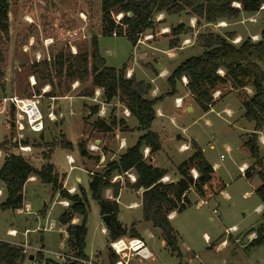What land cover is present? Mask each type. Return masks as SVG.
<instances>
[{
  "label": "rangeland",
  "instance_id": "374dc122",
  "mask_svg": "<svg viewBox=\"0 0 264 264\" xmlns=\"http://www.w3.org/2000/svg\"><path fill=\"white\" fill-rule=\"evenodd\" d=\"M8 3V36L1 44L5 51V78L4 88L0 85V98L14 94L19 97H38L45 129L40 133L24 132L29 145L33 144L30 151L24 153L16 146H9V140H13L17 132L14 127H2L3 112L0 113V143L8 141L12 152L21 154L36 168H40L50 158V163L57 168L58 172L55 168L54 170L58 180L66 174V190L74 186L76 191L72 193L79 194L80 187L85 191L88 204L84 249L86 256L95 263L110 264L107 260L111 250L106 225L88 188L90 173L102 171L110 162V156H105V160L99 163L101 146L98 147L94 140L101 139L103 142L107 139L105 145H109L114 131L123 129L127 122L121 118L124 117L125 110L117 97L109 106L105 105L101 89L96 95L94 89L92 96L79 97L91 90L90 77L84 81H71L65 76L59 79L56 77L59 68L54 63L60 54L63 59H69L75 53L88 54L92 38L95 37L99 54L107 67L119 69L125 65L126 77L134 75L137 80L149 83L151 89L152 86L158 89L157 96L160 98L155 105L151 131L159 135L161 142V149L154 154V164L166 170L170 178L165 181L178 178L177 166L192 154L193 142L197 143L205 160L214 170L211 184L216 187L209 185L203 196L190 190L186 195L185 207L170 217L182 257L171 253L162 240L161 232L143 220L140 204L142 191H136L127 185L132 183L127 174L121 175L117 180L112 177L111 181H119L121 185L116 199L121 225L126 230L133 226L157 264H264V204L255 192L261 184L259 173L264 172V124L257 138L262 157L261 167H255L254 160L244 145V140L254 132L255 123L243 116L242 100L249 97L252 90L247 86L243 90L228 91L229 85H218V90L213 95L215 100L222 93L228 91V94L216 101L209 111L204 112L191 97L185 98L188 89L183 86V78L174 81V94H170L172 85L168 82L169 75L181 62L203 52L197 41L198 33L216 32L226 35L233 32L236 34L232 39L235 44L246 37L251 41H258L260 31L264 28V4L252 15L240 13L232 20L223 19L211 24L199 23L185 13H160L153 16L151 27L139 34L136 44L132 46L124 35L117 32L115 36L102 33L100 0H9ZM121 16V13L116 14L115 19L118 20ZM180 22L183 24V32L177 36L178 46L169 49V41L176 39L171 35V28ZM219 23L223 25L219 26ZM163 31L165 34H161ZM184 38L189 39L185 45ZM42 61L47 63L45 74L42 73L43 66L39 64ZM65 68L64 65L62 72ZM46 74L49 75L46 79L50 78L51 84L42 80ZM51 91L55 96L48 97L45 93ZM152 95L150 90L148 96L152 98ZM175 96H181L186 101L183 100L179 106L175 102ZM48 103L55 107L57 115L62 114L60 117L56 115L58 118L54 123L55 127L47 117L49 111L54 112L53 108L46 110ZM95 106L97 111L90 115ZM101 106L106 109L105 112L102 111V116ZM126 116L130 126H137V120L129 112ZM101 117L111 127L110 132L102 131L99 134L100 132L93 130L94 122ZM61 130L72 145L70 150L56 147L61 139H65ZM81 132L83 136L80 137ZM137 135L138 133L129 134L127 144L132 146ZM82 139L89 143L86 146L89 153L95 156L99 154L96 160L87 161V157L79 154L77 143ZM44 140L48 144L54 143L50 146L51 149ZM185 144L188 150L182 148ZM106 146H103L104 149ZM53 147L55 148L51 153ZM67 153L74 159L75 167L71 170ZM3 157L2 153L0 163ZM145 157L148 158L149 154ZM81 161L88 172L80 165ZM240 167L245 168L244 172L252 170V176H244ZM194 172V168L189 169L191 176ZM76 177L80 180L76 181ZM61 183L63 185V181ZM102 195L106 199H112L111 189L104 190ZM4 199V184L0 181V241L43 246L46 252L39 264H44L48 259L60 263L51 254L53 252L71 253L66 242L65 227L58 222L60 214L69 207V202L64 204L58 192H53L52 185L42 183L35 177L28 179L23 186V202L19 209L1 208ZM202 200H206L207 204L200 203ZM213 209L217 210L216 214L212 213ZM76 218L78 221L75 223ZM80 220V216L75 215L71 223L78 224ZM10 229L15 231L14 235L8 233ZM257 233L262 234L261 241L251 244ZM126 237L133 235L127 233ZM152 260L139 261L133 258L130 264H152ZM19 264H26V259Z\"/></svg>",
  "mask_w": 264,
  "mask_h": 264
},
{
  "label": "trees",
  "instance_id": "16d2710c",
  "mask_svg": "<svg viewBox=\"0 0 264 264\" xmlns=\"http://www.w3.org/2000/svg\"><path fill=\"white\" fill-rule=\"evenodd\" d=\"M8 1L0 0V85L2 89L5 78L3 67L5 51L1 44L8 36ZM233 3H238L240 8L234 7ZM262 4H264V0H100L103 14L102 33L111 35L112 32H117L119 35H124L134 46L137 36L149 29L153 16L160 13L166 15L185 13L194 17L199 23L211 24L223 21V19L232 20L240 13L252 15L259 11ZM119 13L122 16L116 20L115 15ZM170 32L176 38L169 41V49H172L178 46L177 36L183 32L182 22L171 28ZM234 36L233 32L218 36L216 32L198 33L197 41L203 48V52L181 62L171 72L168 77V82L172 85L170 94H174V81L185 78L187 79L185 86L188 91L197 105L206 112L215 102L213 94L218 90V85H229L236 91L243 90L248 86L252 90V94L242 100L243 116L247 120L253 121L255 126L254 132L247 137L244 145L248 148L255 167H261L262 157L259 154L257 138L258 132L264 124V28L260 31L259 40L255 42L246 37L239 44H235L232 42ZM55 59L54 64H57L59 68L57 78L61 79L62 76H65L71 81H84L90 77L91 90L82 93L81 96H92L94 89L100 88L105 103H110L117 97L119 102L128 109L130 115L137 120L136 129L141 132L136 142L127 147L118 159L108 162L102 171L90 176L88 183L90 195L97 202L100 215L110 216V224L106 226L109 242L125 237L127 233H131L133 238H139L133 226L126 230L121 225L118 218L119 206L116 201L121 185L119 181L111 182L114 176L132 173L135 176V181L127 183V185L136 191L139 188L143 189L140 193L143 220L161 232L165 245L171 253H176L179 257L177 237L170 224L169 216L172 212H180L185 207L186 195L190 189L203 195V187L211 180L212 166L205 160L198 145L193 142L194 151L177 166L179 173L177 180L163 181L167 175L166 170L154 166L150 161V156L145 157L143 152L145 148H148L149 155H152L161 149L158 134L151 131V124L155 118V103L160 97L150 98L148 96L151 90L149 83L137 80L134 76L126 77L125 65L119 69L107 67L99 54L97 38H92L91 51L88 54L75 53L69 56V59H63V55L60 54ZM39 64L43 66L42 73L45 74L47 63L42 61ZM64 65L66 68L62 72ZM218 71H222L223 74H219ZM47 77L49 75H43L42 80L51 84V79H46ZM45 94L48 97L55 96L52 91ZM0 110L4 112L2 127L13 128L14 107L11 104L5 105L0 98ZM96 111L97 107L95 106L91 114ZM94 126L102 131L111 130V127L100 119L94 122ZM26 139L22 141L23 144H29ZM9 141V146L17 147L12 139ZM7 142L0 143V150L4 154L0 163V181L4 184L5 189V199L1 208L15 210L22 207L23 186L30 177L52 185L53 192H58L63 201L69 202V207L58 218L59 224L65 227L67 246L75 256L87 259L84 251L88 213L85 191L80 188L79 194L68 192L61 183L63 177L58 180L57 172L50 162L36 168L21 154L12 152ZM53 144V142L46 143L48 147ZM58 145L67 150L72 147L71 143L65 139H61ZM77 148L82 157L88 156L85 141H79ZM190 168L196 170L198 174L196 179H193L189 174ZM259 174L261 184L255 189V192L264 204V172ZM244 175L250 177V169L245 170ZM106 189H111L112 199H106L102 195ZM75 215H79L81 218L78 224L71 223ZM261 239L262 234L257 233L250 243H258ZM23 259L18 247L0 241V264H19ZM42 259L43 255H38L39 263ZM115 259V254L111 252L108 262L113 264ZM44 264L81 263H58L48 259Z\"/></svg>",
  "mask_w": 264,
  "mask_h": 264
},
{
  "label": "built area",
  "instance_id": "2783aa9c",
  "mask_svg": "<svg viewBox=\"0 0 264 264\" xmlns=\"http://www.w3.org/2000/svg\"><path fill=\"white\" fill-rule=\"evenodd\" d=\"M233 6L240 8L238 3H233ZM221 24V23H220ZM218 24L219 26H222ZM111 35L115 36L116 32H112ZM188 40H183V44H187ZM219 74H223L222 71H218ZM129 76V75H128ZM184 82L185 78H183ZM214 95V94H213ZM214 98V97H213ZM2 102L6 104H11L14 107V128L17 132L16 137L13 138L12 142H15L17 148L26 153L30 151V145L23 144L22 141L26 139L25 131L29 133H40L44 130V115L39 108V100L36 96L31 97H19L17 95H10L2 98ZM176 104L181 106V98L175 99ZM51 106V104H50ZM51 108V107H50ZM47 117L50 121H55L56 117L52 111L47 113ZM182 148L187 149L188 147L182 146ZM147 153V152H146ZM147 154L144 153V156ZM70 163V161L68 160ZM243 167H240L241 173L244 174ZM129 175L132 183L135 181V176L133 174L125 173L124 175ZM197 172L192 175L193 179H196ZM121 176H114L113 179H120ZM112 181V179H111ZM165 181V180H163ZM68 192L72 193L71 189H67ZM67 204V201H63ZM67 202V203H66ZM202 204H207L206 200L200 201ZM212 213L216 214L217 210L213 209ZM65 230V228H64ZM102 231H104L102 229ZM11 234V233H10ZM13 235L15 234L12 233ZM12 246L18 247L26 259V264H39L38 255H43L45 249L43 246H32L26 242L16 243V242H6ZM109 248L113 254H115L116 259L113 264H130L133 258H137L139 261L153 259L152 252L146 246L142 238L133 237H122L117 240L109 242ZM53 254L60 263L64 262H79L81 264H100L95 263L89 258L83 259L75 256L70 252H53ZM31 257V258H30ZM23 259V260H24Z\"/></svg>",
  "mask_w": 264,
  "mask_h": 264
},
{
  "label": "crops",
  "instance_id": "0c3cea01",
  "mask_svg": "<svg viewBox=\"0 0 264 264\" xmlns=\"http://www.w3.org/2000/svg\"><path fill=\"white\" fill-rule=\"evenodd\" d=\"M220 24V23H219ZM161 34H165L164 33V31H163V33H161ZM236 35V34H235ZM237 37V36H236ZM252 38H253V36H251ZM189 40L188 38H184V40ZM239 40V39H238ZM180 49V48H179ZM125 70H127V69H125ZM130 71V69H128V72ZM131 72V71H130ZM132 76V75H131ZM134 76V75H133ZM127 77H130V76H127ZM186 84L183 82V86H185ZM218 89V88H217ZM229 90H234V89H231L230 87H229V89H228V91ZM99 91H100V88H96V90H95V95H96V93L98 94L99 93ZM151 91L153 92V95H152V98H157L158 96V89L156 88V87H153L152 86V89H151ZM227 91V92H228ZM234 91H236V90H234ZM227 92H225V93H223V94H221L220 95V97L217 99V100H215V102L216 101H218V100H220L222 97H224L225 96V94H228ZM174 93H175V90H174ZM186 96H188L189 98L191 97L193 100H194V98H193V96L190 94V92L189 91H187V92H185V98H186ZM79 97H83V96H79ZM95 97V96H94ZM66 98V97H65ZM175 98H182L181 96H175ZM189 98H187V100H190ZM186 101L184 98H182L181 99V102L182 101ZM112 102V101H111ZM110 102V103H111ZM215 102L213 103V105L215 104ZM110 103H105V105L106 106H109L110 105ZM86 105V104H85ZM88 105V104H87ZM123 105V104H122ZM155 105H156V103H155ZM213 105H212V107H213ZM192 106V105H191ZM50 107H51V109L53 108V114L55 115V117H56V120L55 121H50L51 122V124H52V126L54 125V123L57 121V118L58 117H60V116H62V114L60 113V114H58L57 115V113H55V107L53 106V105H51L50 106V104L48 103L47 105H46V110L47 109H50ZM123 107H124V110H125V112H124V117H121V118H123V120H126V122L127 123H125L124 124V128L123 129H121V130H119V129H117V130H115L114 131V135H113V137H112V141L109 143V145H105V142H106V140L107 139H104V141L102 142V140L101 139H97V140H94V143L95 144H98V147L99 146H101V147H99V151H101L99 154H100V158H98L99 159V163H102L104 160H105V156H110V161H113V160H116V159H118V157H119V155H121L125 150H126V148L127 147H129L130 146V144L128 145L127 144V136L130 134V135H132V134H134V133H138V135L136 136V139L141 135L140 133L141 132H139L136 128H137V126L136 125H129V123H128V118H126L127 116H126V113L127 112H129L128 111V109H126V107L123 105ZM189 107H186V109H188ZM191 109H192V107H191ZM105 106H101V110H100V116H102V111L103 112H105ZM155 111H156V109H155ZM209 111V110H208ZM3 112V110H0V113H2ZM50 112V111H49ZM207 112V111H206ZM90 115H92L91 114V111H90V113H89ZM159 114H161L160 112H159ZM58 117H57V116ZM129 115H130V113H129ZM97 119H100V120H102V122H105L104 121V119H102V117L101 118H97ZM96 119V120H97ZM45 122V121H44ZM106 124V123H105ZM61 126H62V124H61ZM53 127H55V125L53 126ZM61 128V127H60ZM44 129H45V125H44ZM94 131L96 130V131H98V132H100L99 134H102V130H99L98 128H94L93 129ZM112 130V129H111ZM110 130V131H111ZM44 131V130H43ZM83 131V130H82ZM110 131H108V132H110ZM106 132V131H105ZM64 137H65V135H64V133H63V131L61 130V132H60ZM43 135H45V134H43ZM43 135H41V137L43 138ZM48 136V135H47ZM81 136H83V132H81L80 133V137ZM159 136V135H158ZM84 138H87V137H84ZM65 139H66V137H65ZM247 139V138H246ZM246 139L244 140V141H246ZM67 140V139H66ZM83 140V139H82ZM85 140V142H86V139H84ZM83 140V141H84ZM81 141V140H80ZM78 142H79V140H78ZM133 142H134V140H133ZM44 143L46 144L47 143V141H45L44 140ZM197 144V143H196ZM29 145V144H28ZM89 145V143L87 144V142H86V146H88ZM187 144H185V146H186ZM103 146H106V148L104 149V147ZM31 147V146H30ZM56 147H60V146H56ZM48 148H50L51 149V147H48ZM55 147H53L52 148V151H51V153H53V149H54ZM61 148V147H60ZM100 148H101V150H100ZM62 149H64V148H62ZM186 150H188V149H186ZM185 150V151H186ZM88 152V151H87ZM90 152V151H89ZM88 152V156H86L88 159H86L85 158V160H91V159H95L96 160V157L99 155H97V156H95V154H92V153H89ZM147 152V153H146ZM144 153L145 154H147L146 156H148V154H149V150H148V148H145L144 149ZM2 154V151L0 150V155ZM155 154V153H154ZM154 154H152V155H149L150 156V161H151V163L155 166V164H154ZM191 154V153H190ZM190 154L188 155V157L190 156ZM66 156H67V161L69 160L70 161V163L68 162V164H69V170H71V169H73L74 167H75V165H74V159H73V157L70 155V154H66ZM114 157H116V158H114ZM187 157V158H188ZM108 158V157H107ZM51 162V160H50V158H47L46 159V162ZM80 165L81 166H83L85 169H86V166H84L83 165V161H81L80 162ZM54 166V165H53ZM244 166V165H243ZM95 167H97V166H95ZM157 167V166H156ZM54 168H55V170L57 171V168L54 166ZM86 171H87V169H86ZM196 171V170H195ZM58 172V171H57ZM88 172V171H87ZM213 172H214V170H213ZM213 172L211 173V180L203 187V191L205 192V189L206 188H208V186L209 185H211L213 188H215L214 187V185H212L211 183H212V176H213ZM250 172H252V170H250ZM97 173V172H96ZM92 174L90 173V176H91ZM61 176H62V174H61ZM245 176V175H244ZM251 176H252V173H251ZM250 176V177H251ZM63 177V187L65 186L64 184H65V177H66V174L65 175H63L62 176ZM165 177H169V175L167 174ZM30 178H33V177H30ZM29 178V179H30ZM170 178V177H169ZM249 178V177H248ZM177 178H175L174 180H176ZM80 180V178L79 177H76V181H79ZM81 188V187H80ZM68 189H71V190H73V191H76V189H75V187L74 186H71V187H69ZM108 191H109V189H107ZM190 190H192V189H190ZM189 190V191H190ZM220 192V190H218V193ZM203 195H204V193H203ZM202 195V196H203ZM211 199V198H210ZM209 200V199H208ZM67 203V202H66ZM174 212H172L171 214H170V216H169V219H170V217H171V215L173 214ZM76 221H75V223L78 221V219L76 218L75 219ZM74 223V224H75ZM64 227V226H63ZM13 231V232H12ZM65 231V230H64ZM15 231L13 230V229H10V230H8V233L10 234V235H13L12 233H14ZM250 235H253V234H250ZM163 242V241H162ZM223 245V244H222ZM179 257H182V255H181V251H180V256ZM108 260V259H107ZM153 263L152 264H157V263H155V257H153ZM109 263V262H108ZM151 264V263H150ZM159 264V263H158Z\"/></svg>",
  "mask_w": 264,
  "mask_h": 264
},
{
  "label": "water",
  "instance_id": "95a60500",
  "mask_svg": "<svg viewBox=\"0 0 264 264\" xmlns=\"http://www.w3.org/2000/svg\"><path fill=\"white\" fill-rule=\"evenodd\" d=\"M128 15H130V13H128ZM216 35L218 36L219 35V33H216ZM178 136L179 135H177V138H178ZM13 154V153H12ZM177 180V179H176ZM139 190L140 191H143V189L142 188H139ZM102 221L104 222V224L106 225V226H108L109 224H110V216L109 215H102ZM129 236H131V235H129ZM31 258V257H30Z\"/></svg>",
  "mask_w": 264,
  "mask_h": 264
},
{
  "label": "bare ground",
  "instance_id": "6f19581e",
  "mask_svg": "<svg viewBox=\"0 0 264 264\" xmlns=\"http://www.w3.org/2000/svg\"><path fill=\"white\" fill-rule=\"evenodd\" d=\"M221 25H223V24H221ZM166 179H167V177H164V178H163V180H166ZM72 191H73V190H72ZM12 232H13V231H12Z\"/></svg>",
  "mask_w": 264,
  "mask_h": 264
},
{
  "label": "flooded vegetation",
  "instance_id": "af4514ba",
  "mask_svg": "<svg viewBox=\"0 0 264 264\" xmlns=\"http://www.w3.org/2000/svg\"><path fill=\"white\" fill-rule=\"evenodd\" d=\"M240 40V39H239ZM237 42H239V41H237Z\"/></svg>",
  "mask_w": 264,
  "mask_h": 264
}]
</instances>
